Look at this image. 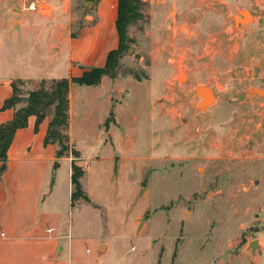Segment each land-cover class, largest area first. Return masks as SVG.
Here are the masks:
<instances>
[{
  "label": "rangeland",
  "instance_id": "1",
  "mask_svg": "<svg viewBox=\"0 0 264 264\" xmlns=\"http://www.w3.org/2000/svg\"><path fill=\"white\" fill-rule=\"evenodd\" d=\"M141 1L142 18L128 26L129 40L118 65L105 75L111 78V105L100 98L84 125L72 93V140L85 153L96 149L103 157L115 155L128 167L138 155L131 178L120 181L140 180L149 189L152 204L145 217L155 213L157 229L165 233L163 252L167 248L171 259L176 257L173 264H264V93L257 91H264V0ZM113 4H71L72 28L80 35L75 44L85 45L82 61L99 62L95 48L102 45L108 52L118 47ZM95 8L99 19L86 24L84 15L95 17ZM240 11L251 18L243 21ZM105 62L88 67L76 63L70 75L67 69L59 74L79 77ZM39 83H17L16 97H25ZM199 85L215 95L205 110L197 107ZM45 126L44 119L36 124L30 115L21 137H44ZM29 139L25 154L34 150L39 157L34 163L45 167L40 157L53 147L43 140L42 148L35 149L36 139ZM68 145L72 148L70 141ZM88 162L80 161L82 171ZM96 171V177L112 182L111 166L98 165ZM57 176L66 179V161ZM81 194L76 202L88 204ZM104 210L97 208L99 218L94 217L90 232L101 228ZM254 239L258 244L251 251ZM163 263L171 264L166 251Z\"/></svg>",
  "mask_w": 264,
  "mask_h": 264
},
{
  "label": "crops",
  "instance_id": "2",
  "mask_svg": "<svg viewBox=\"0 0 264 264\" xmlns=\"http://www.w3.org/2000/svg\"><path fill=\"white\" fill-rule=\"evenodd\" d=\"M112 1L117 8V0ZM75 2L0 0V107L12 94V81L59 79L60 71L67 69L70 75L76 63L86 67L103 63L108 53L103 45L98 50L95 48V61L99 62L82 61L85 45L82 41L78 46L75 44L80 35L73 31L70 12ZM91 12L95 17L85 14L86 24L99 19L96 8ZM109 80L111 78L103 76L97 85L72 84L69 88L67 134L78 153L76 160L70 153L58 156V145L48 143L53 148L40 157L45 162V167L40 168L34 163L39 159L35 151L28 149L25 154L24 147L31 138L37 140L33 143L35 149H40L44 137H21L24 130H16L7 150L5 170L0 174V264H164L165 251L171 264L176 259H171L169 249L163 252L165 233L157 229L155 213L145 217L152 204L149 189L140 180L120 181L124 177L131 178V168L135 169V163H139L138 155L132 157L128 167V163L115 155L103 157L97 155L96 149L85 153L72 140L73 91L77 95L76 116L87 125L96 101L103 98L111 105ZM13 113L14 108L0 110V124L10 120ZM51 116L50 110L44 118V136ZM84 131L94 133L86 128ZM63 161L67 162L65 180L57 176ZM73 161L77 165L80 161H90L79 178L82 194L88 199V204L83 206L79 200L71 198ZM55 162L57 167L52 165ZM98 165L111 166L112 182H105L101 175L96 177ZM113 175H117V180ZM98 207L105 208V214L103 211L99 219L101 228L90 232L88 228L96 224L94 217L99 218ZM130 243L133 245L128 246Z\"/></svg>",
  "mask_w": 264,
  "mask_h": 264
},
{
  "label": "trees",
  "instance_id": "3",
  "mask_svg": "<svg viewBox=\"0 0 264 264\" xmlns=\"http://www.w3.org/2000/svg\"><path fill=\"white\" fill-rule=\"evenodd\" d=\"M142 4L141 0H117L115 25L119 44L116 49L107 53L103 67L86 69L79 77H63L49 81L41 80L37 88L27 91L26 96L21 99L16 97V84L23 81L16 80L11 82L12 94L4 100L0 107V110L14 108L12 118L0 124V174L5 170L7 150L16 130L26 126L30 115L36 117V124H38L47 116L51 109L52 116L47 125L44 142L56 143L58 145V156L68 153L74 157L78 156L77 151L68 145L69 88L72 84L97 85L103 76L113 74V70L118 65V58L123 53L126 42L129 40L127 36L128 26L142 18V13L140 12ZM20 101L23 103L22 106L15 108V105ZM109 123L110 116L107 117L104 125L107 126ZM71 170V183L73 185L71 198L75 199L76 196L82 193L79 178L83 171L74 161L71 164ZM82 197L88 200L84 195Z\"/></svg>",
  "mask_w": 264,
  "mask_h": 264
},
{
  "label": "water",
  "instance_id": "4",
  "mask_svg": "<svg viewBox=\"0 0 264 264\" xmlns=\"http://www.w3.org/2000/svg\"><path fill=\"white\" fill-rule=\"evenodd\" d=\"M240 15L243 17V21H247L249 20L244 12H239ZM234 21H238L236 18H234ZM133 47H129L127 49V53H130L132 51ZM258 91V90H257ZM196 93L201 97V100L199 101L197 107L199 110H205L207 107H209L210 105L213 104L214 100H215V95L213 93V91L209 88V87H206V86H203V85H199L196 87ZM258 93H261L258 91ZM58 163L55 162L53 164L54 167H57ZM258 244V241L257 239H254L252 241H250L249 243V247L251 249V251H254L255 249V246Z\"/></svg>",
  "mask_w": 264,
  "mask_h": 264
},
{
  "label": "bare ground",
  "instance_id": "5",
  "mask_svg": "<svg viewBox=\"0 0 264 264\" xmlns=\"http://www.w3.org/2000/svg\"><path fill=\"white\" fill-rule=\"evenodd\" d=\"M241 12H244V14H245V16L248 18V19H250L251 17H250V14L247 12V11H241ZM237 20H239L237 17H235ZM184 77L183 76H181L180 77V79H183ZM259 92H261V93H264V91H262V90H258Z\"/></svg>",
  "mask_w": 264,
  "mask_h": 264
},
{
  "label": "built area",
  "instance_id": "6",
  "mask_svg": "<svg viewBox=\"0 0 264 264\" xmlns=\"http://www.w3.org/2000/svg\"><path fill=\"white\" fill-rule=\"evenodd\" d=\"M48 231H50V230H48Z\"/></svg>",
  "mask_w": 264,
  "mask_h": 264
}]
</instances>
